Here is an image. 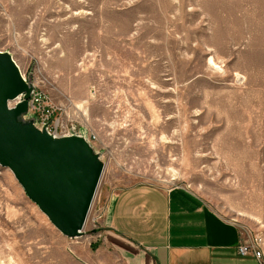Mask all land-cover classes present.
<instances>
[{
  "label": "rangeland",
  "instance_id": "rangeland-1",
  "mask_svg": "<svg viewBox=\"0 0 264 264\" xmlns=\"http://www.w3.org/2000/svg\"><path fill=\"white\" fill-rule=\"evenodd\" d=\"M0 50L104 164L76 237L0 164V264H101L109 198L138 182L187 189L264 247V0H0Z\"/></svg>",
  "mask_w": 264,
  "mask_h": 264
},
{
  "label": "crops",
  "instance_id": "crops-1",
  "mask_svg": "<svg viewBox=\"0 0 264 264\" xmlns=\"http://www.w3.org/2000/svg\"><path fill=\"white\" fill-rule=\"evenodd\" d=\"M108 204L101 264H264V250L240 253L243 231L187 189L138 182Z\"/></svg>",
  "mask_w": 264,
  "mask_h": 264
},
{
  "label": "water",
  "instance_id": "water-1",
  "mask_svg": "<svg viewBox=\"0 0 264 264\" xmlns=\"http://www.w3.org/2000/svg\"><path fill=\"white\" fill-rule=\"evenodd\" d=\"M33 89L10 52L0 50V164L62 234L80 236L104 164L85 129L55 136L38 123L29 107Z\"/></svg>",
  "mask_w": 264,
  "mask_h": 264
},
{
  "label": "built area",
  "instance_id": "built-area-1",
  "mask_svg": "<svg viewBox=\"0 0 264 264\" xmlns=\"http://www.w3.org/2000/svg\"><path fill=\"white\" fill-rule=\"evenodd\" d=\"M21 95L12 101L17 102L21 99ZM10 101V105L11 102ZM30 112L33 113L40 123H46L47 129L51 134L61 133L59 117L55 114L56 107L53 105L50 97L43 91L36 88L33 89L29 97ZM68 133L67 131H65ZM244 239L239 243L238 250L240 253H253L258 259L263 257V237L258 234H244Z\"/></svg>",
  "mask_w": 264,
  "mask_h": 264
},
{
  "label": "bare ground",
  "instance_id": "bare-ground-1",
  "mask_svg": "<svg viewBox=\"0 0 264 264\" xmlns=\"http://www.w3.org/2000/svg\"><path fill=\"white\" fill-rule=\"evenodd\" d=\"M55 136H60L61 134H54ZM64 135V134H63ZM101 179V178H100ZM100 181L101 180H99V183H98V187H97V190H96V192H95V195H94V198H93V200H92V203H91V206H92V204H93V202H94V199H95V196H96V194H97V191H98V188H99V184H100ZM91 206H90V208H89V211H88V214H87V217H86V221H85V223H84V229L86 228V223H87V221H88V216H89V213H90V209H91Z\"/></svg>",
  "mask_w": 264,
  "mask_h": 264
}]
</instances>
